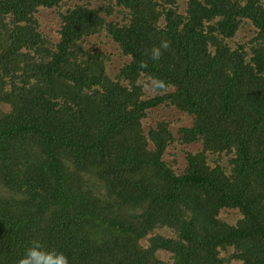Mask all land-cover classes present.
<instances>
[{
	"label": "trees",
	"instance_id": "16d2710c",
	"mask_svg": "<svg viewBox=\"0 0 264 264\" xmlns=\"http://www.w3.org/2000/svg\"><path fill=\"white\" fill-rule=\"evenodd\" d=\"M36 237L69 264H264V0H0V264Z\"/></svg>",
	"mask_w": 264,
	"mask_h": 264
},
{
	"label": "rangeland",
	"instance_id": "374dc122",
	"mask_svg": "<svg viewBox=\"0 0 264 264\" xmlns=\"http://www.w3.org/2000/svg\"><path fill=\"white\" fill-rule=\"evenodd\" d=\"M39 17H40L42 29L45 32L49 33L50 35L56 37L58 35L57 33L58 23H57L56 14L51 9H41ZM245 24L246 25L244 26V28L238 34L237 38L239 40L248 39L252 35H254L253 26L249 24V22H246ZM99 38L103 40L101 46L107 49L111 53V61H109L108 63V71L111 75H115L120 65L126 60V58L122 56L120 49L112 41H109V39H103L102 37ZM99 38L94 37V40L100 41ZM161 112H163L161 109L160 110L155 109L154 111L149 112V116L146 119H144L146 125L149 126L150 124H153L155 119L160 117ZM168 118L172 119V127H174L175 130L177 129L178 126L187 124V122L189 121V119H187L185 116L178 114L168 115ZM230 264H240V263L236 262Z\"/></svg>",
	"mask_w": 264,
	"mask_h": 264
},
{
	"label": "clouds",
	"instance_id": "9594fccd",
	"mask_svg": "<svg viewBox=\"0 0 264 264\" xmlns=\"http://www.w3.org/2000/svg\"><path fill=\"white\" fill-rule=\"evenodd\" d=\"M168 43L161 41L159 46L151 49V58L158 60L162 54V49H167ZM143 67V65H141ZM157 86L162 87V82H157ZM17 264H69L68 257L56 249L47 248L42 241L33 238L24 249L23 255L17 260Z\"/></svg>",
	"mask_w": 264,
	"mask_h": 264
}]
</instances>
